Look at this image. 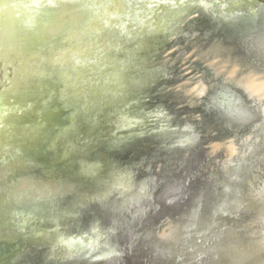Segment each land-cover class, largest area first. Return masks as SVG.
<instances>
[{
  "label": "rangeland",
  "instance_id": "1",
  "mask_svg": "<svg viewBox=\"0 0 264 264\" xmlns=\"http://www.w3.org/2000/svg\"><path fill=\"white\" fill-rule=\"evenodd\" d=\"M261 46L264 0H230L204 61L168 102H161L176 113L168 114L159 103L12 206L0 224V256H11L0 264H83L82 254L92 255L85 264H124L141 237H152L157 253H169L156 255L169 264H264V104L214 72L224 64L220 50L226 47L241 73L252 70L264 80ZM192 86H202L203 93L185 95ZM137 134L152 141L153 149L146 160L129 165L115 154ZM162 138L179 143L167 150ZM188 163L197 164L193 175L181 173ZM180 173L187 184L204 174L214 201L202 189L195 193L199 202L193 196L184 213L178 203L173 206ZM165 203L172 206L170 213L163 211ZM146 218L151 225L163 219L158 234L144 231ZM143 255L141 261L149 262V254Z\"/></svg>",
  "mask_w": 264,
  "mask_h": 264
},
{
  "label": "water",
  "instance_id": "2",
  "mask_svg": "<svg viewBox=\"0 0 264 264\" xmlns=\"http://www.w3.org/2000/svg\"><path fill=\"white\" fill-rule=\"evenodd\" d=\"M229 2L0 0V224L12 206L159 103L176 113L161 102L204 61ZM138 136L116 158L129 165L146 160L152 141ZM162 139L167 150L179 143ZM196 165L181 173L193 175ZM181 173L173 206L184 213L202 189L214 197L204 174L187 184ZM150 220L143 226L155 225L158 234L163 219ZM152 241L141 237L124 264H166ZM79 257L85 262L92 255Z\"/></svg>",
  "mask_w": 264,
  "mask_h": 264
},
{
  "label": "bare ground",
  "instance_id": "3",
  "mask_svg": "<svg viewBox=\"0 0 264 264\" xmlns=\"http://www.w3.org/2000/svg\"><path fill=\"white\" fill-rule=\"evenodd\" d=\"M236 6H237V4H236ZM231 9H233V8L230 7L228 10H231ZM223 45L228 46L230 50H234V46L233 45H230V44H227V43H223ZM221 48L222 49L220 50V54L223 57L224 64L220 68H218V69H216L214 71L216 73V75H221L222 77L225 78V80H226V81L224 80L225 82H229V83L234 84V86L236 88H238L240 90V92L243 93V95L245 97H247L249 100L264 104V80L262 79V77L260 75L256 74L252 70L249 71V72L245 71V73H241L240 71L242 69L237 64L236 55L233 52L228 54V50L229 49H226V47H225V50H223V47H221ZM259 52H260V54L258 56L260 58V63L262 65H264V48L262 46L259 47ZM218 53H219V50L216 53L214 52L213 54H211V56H213V55L217 56ZM239 74H240V76H239ZM193 88L190 91H189L190 88L187 91H185V95L191 96V94H193V95L199 96L200 94L203 93L204 88L202 86H197L194 89ZM188 91H189L190 94L187 93ZM224 146H225V152L229 153L230 152V148L227 147L226 145H224ZM214 147H212V148H214ZM172 222H175V221H172ZM154 228L155 227H151L150 236L155 234ZM180 228H181V226H180ZM200 229H204V228H200ZM147 230H148V228H147V225H146L144 227V231L147 233ZM189 231H191V230L189 229ZM152 232H153V234H152ZM158 240H156V241H158ZM162 240H164V238H162ZM161 254L165 257L166 255L168 256L169 253H166V251H165V252H161ZM203 264H205V263H203Z\"/></svg>",
  "mask_w": 264,
  "mask_h": 264
}]
</instances>
